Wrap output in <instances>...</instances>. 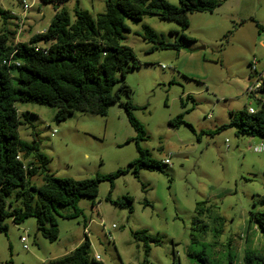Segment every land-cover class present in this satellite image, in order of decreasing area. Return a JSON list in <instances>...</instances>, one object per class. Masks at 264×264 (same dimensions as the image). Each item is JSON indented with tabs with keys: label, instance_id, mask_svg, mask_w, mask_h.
Returning a JSON list of instances; mask_svg holds the SVG:
<instances>
[{
	"label": "rangeland",
	"instance_id": "374dc122",
	"mask_svg": "<svg viewBox=\"0 0 264 264\" xmlns=\"http://www.w3.org/2000/svg\"><path fill=\"white\" fill-rule=\"evenodd\" d=\"M108 1L117 0H68L62 7L74 21L76 7L96 16L106 11ZM167 1L179 6V0ZM23 2L31 8L22 23ZM0 10L11 17L0 16V31L21 32L15 43L45 31L56 12L53 3L42 0H0ZM189 18L185 31L156 15H145L140 22L126 20L130 31L124 44L134 50L139 68L120 81L131 89L121 100L137 107L133 114L147 133L141 146L161 163L170 157L171 164L163 165L162 172L143 170L139 178L130 172L115 181L112 201L130 196L132 213L107 201L108 181L100 183L95 200L80 199L77 218H66L75 212L73 207L60 206L59 238L54 242L41 235L35 218L20 225L6 218L9 229L0 232V264H51L71 254L86 234L90 257L99 255L104 264H204L201 258L227 264L229 256L233 264H243L246 250L264 252L263 234L249 227L250 213L264 209V151L256 150L264 140L239 134L236 128L215 133L230 122L231 113L258 107L259 97L248 95L247 89L254 81L250 63L255 57L264 60L257 27H264V0H228L214 12H195ZM145 26L158 41L182 42L183 47L150 51L155 43L144 38ZM182 33L194 41H182ZM17 107L21 139L38 140L57 178L108 175L139 157L135 141L128 143L136 132L119 104L111 105L106 116L78 112L61 123L55 121L53 107ZM180 114L194 131L185 124H169ZM32 182L43 185L40 176ZM138 231L158 240L148 243V255L144 241L134 236Z\"/></svg>",
	"mask_w": 264,
	"mask_h": 264
},
{
	"label": "trees",
	"instance_id": "16d2710c",
	"mask_svg": "<svg viewBox=\"0 0 264 264\" xmlns=\"http://www.w3.org/2000/svg\"><path fill=\"white\" fill-rule=\"evenodd\" d=\"M53 3L55 15L49 27L33 34L27 42L15 43L16 33L10 29L0 31V232L7 233L4 220L13 217L16 225L28 218H35L41 235L54 242L59 238L57 222L58 208L70 206L75 212L66 218H77L81 214L78 203L81 198L95 200L100 183L108 181L111 191L108 202L133 212L130 196L112 201L111 193L115 181L128 173L139 178L141 171H163V165L141 146L147 133L144 125L134 116L136 109L128 100L123 103L121 94L131 93V89L120 81L139 68L134 50L124 44L126 33L130 31L126 20L140 22L145 15H156L163 21L179 24L182 31L190 26L189 15L195 12H214L228 0H179V6L167 0H117L108 1L106 11L92 16L88 11L76 7L75 19L71 20L68 11L62 7L68 0H42ZM2 18H11L0 10ZM19 27V26H18ZM259 35L264 27L257 23ZM144 38L155 46L150 50H180L182 42L158 41L154 30L145 26ZM184 42L194 39L181 34ZM17 103H36L56 109L55 121L61 123L75 113L106 116L111 105L125 107L130 124L136 136L139 157L127 168L108 175L75 180L57 178L49 170V159L40 152L38 140L29 143L21 139L19 128L23 121ZM230 122L219 127L215 133L227 128L264 140V97L258 99L255 113L244 107L238 113L230 114ZM174 127L188 125L184 114L170 120ZM214 132H212L213 134ZM214 133V134H215ZM42 177V186H36L32 179ZM17 190L14 201L8 197ZM14 202H18L15 206ZM203 203L197 205V210ZM10 208V210H8ZM256 226L264 238V209L250 213L249 227ZM135 238L144 241L148 255L149 242L158 243L146 231L134 233ZM91 241L86 234L82 243L68 256L51 264H104L90 257ZM227 264H233L228 257ZM204 264H212L208 258H201ZM8 264V263H7ZM243 264H264V252L248 249Z\"/></svg>",
	"mask_w": 264,
	"mask_h": 264
},
{
	"label": "built area",
	"instance_id": "2783aa9c",
	"mask_svg": "<svg viewBox=\"0 0 264 264\" xmlns=\"http://www.w3.org/2000/svg\"><path fill=\"white\" fill-rule=\"evenodd\" d=\"M31 6L26 3L23 2V14H22V23L23 20L26 19L27 14L30 10ZM20 30H18V32L16 33V39H18L19 35H20ZM262 38H263V45H264V31L261 33ZM163 68H165V66H163ZM250 70H251V75H250V79H254V81L250 84V86L247 89V93L248 95H252V96H257V97H264V60H260L259 58L255 57L253 59V61L250 63ZM249 113H255L256 109L253 107H249L248 108ZM211 117V116H209ZM256 150L258 152H262L264 151V143L256 148ZM163 163H165L166 165H170L171 161H170V157L166 158ZM27 242V238L26 237H22V243L24 244V248L26 250L29 249ZM94 259L96 261H100L101 257L99 255H95Z\"/></svg>",
	"mask_w": 264,
	"mask_h": 264
},
{
	"label": "crops",
	"instance_id": "0c3cea01",
	"mask_svg": "<svg viewBox=\"0 0 264 264\" xmlns=\"http://www.w3.org/2000/svg\"><path fill=\"white\" fill-rule=\"evenodd\" d=\"M39 33H41V32H39ZM35 34H37V33H35ZM19 110V109H18ZM20 112V111H19ZM101 261V260H100Z\"/></svg>",
	"mask_w": 264,
	"mask_h": 264
}]
</instances>
